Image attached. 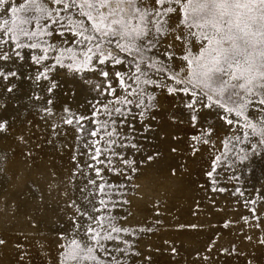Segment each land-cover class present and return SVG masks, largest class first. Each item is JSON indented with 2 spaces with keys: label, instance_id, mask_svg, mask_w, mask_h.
Instances as JSON below:
<instances>
[{
  "label": "snow or ice",
  "instance_id": "6c2138e0",
  "mask_svg": "<svg viewBox=\"0 0 264 264\" xmlns=\"http://www.w3.org/2000/svg\"><path fill=\"white\" fill-rule=\"evenodd\" d=\"M112 2L0 0V61L13 56L22 61L23 50L28 49L29 59L36 65L49 59L54 61L43 64V69L29 79L49 80L48 73L57 67L80 76L91 72L97 82L84 78V85L100 93V97L88 102L90 115H59L58 124L51 126L56 135L66 134L56 132L61 125L72 126L76 138L83 139L82 144L72 149L75 168L60 181L68 186L61 192L67 196L63 204L49 206L44 193L35 197L37 211L43 205L45 211L51 207L54 214L64 212L63 219L69 225L67 236L59 234L62 241L67 240L60 245L63 251L59 264H124L132 243L123 236L132 233L118 223L122 217L113 215L121 203L113 196L125 195L120 191L125 184L105 179L102 175L105 169L131 180L127 171L135 174L154 162L158 172L174 177L186 168L189 159L196 157L201 147L208 146L209 151L215 149L217 153L212 156L209 177L217 166L233 173L253 171L254 167L264 172V0H115L126 8H114ZM175 42H179V50ZM5 45L11 55L4 50ZM37 50L40 55L34 54ZM50 51L56 55L49 57ZM16 75L14 71L6 74L0 68L4 79ZM56 86L52 80L48 92ZM7 91L13 89L9 87ZM177 94L183 96L165 109L164 98ZM184 96L188 99H183ZM52 103L49 98L40 111L48 116L57 115L47 107ZM69 111L64 109L65 113ZM98 116L104 119L98 120ZM129 117L138 120L142 129H137ZM212 119L230 127L218 129L216 123L209 122ZM84 121L95 127L85 129ZM126 123L130 130L144 137L147 145L129 141L128 134L119 130ZM185 123L197 128L198 135L187 139L179 135L176 129ZM10 132L9 121L0 119V135L7 136ZM101 133L108 137L103 147ZM17 139L30 143L23 134ZM131 140H137V136ZM217 141L220 148H216ZM129 143L142 153L139 160L132 154L125 158V153L114 150L128 147ZM147 147H151L150 153ZM77 154L85 159L78 161ZM32 157L31 148L19 153V160L29 166ZM15 158L0 152V162ZM113 158L119 159L125 168L117 169ZM170 160L185 163L162 167ZM84 169L92 170L91 177ZM3 171L0 163V173ZM78 175L85 183L76 188V195H71L69 189ZM233 178L239 176L226 177ZM212 183L217 181L213 179ZM52 187L49 183L48 191ZM178 227L196 230L202 226L188 223ZM258 242L264 245V239ZM5 244L6 240L0 238V246ZM176 252L172 247L171 254L175 256ZM144 259L151 260V256Z\"/></svg>",
  "mask_w": 264,
  "mask_h": 264
},
{
  "label": "rangeland",
  "instance_id": "374dc122",
  "mask_svg": "<svg viewBox=\"0 0 264 264\" xmlns=\"http://www.w3.org/2000/svg\"><path fill=\"white\" fill-rule=\"evenodd\" d=\"M112 7L127 6L117 4L113 0ZM175 45L179 50V42H175ZM4 50L9 51L11 55L7 45ZM195 51L193 49L194 53ZM23 54L22 61L14 56L8 61H0V68L6 74L13 71L17 73L8 79L0 76V119H7L11 128L7 136L0 135V152L9 158L16 157L0 162L4 167V171L0 173V238L6 240V244L0 248L7 247L9 240H12L16 247L13 258L21 257L27 264H59L63 251L60 245L67 243V240L60 239L59 234L63 232L67 236L69 225L63 219L64 212L57 215L51 207L45 211L43 205L37 211L35 197L44 193V199L49 206L63 204L67 196L61 195V192L68 186L60 181L66 179L75 168L72 149L82 144L83 139L76 138L72 126L64 124L56 129V132L66 133L64 135L54 134L51 126L58 124L59 115H90L91 107L88 102L100 97V93L84 85V78H92L93 83L97 82L95 74L91 72H84L83 76H80L57 67L48 73L49 80L43 77L39 82L29 79L28 77H34L43 69V64H51L54 61L49 59L41 65H36L30 61L28 49H24ZM34 54L41 53L37 50ZM114 54L117 53L114 51ZM48 55L52 57L56 53L50 51ZM52 80L57 86L49 93L47 89ZM9 87L13 89L12 92L7 91ZM181 96L183 94L165 97L164 108H170ZM49 98L53 103L47 107L57 115L48 116L40 111ZM160 98L158 92L157 99ZM183 99L188 97L184 96ZM65 108L70 111L65 113ZM97 119L103 120L104 117L98 116ZM161 119H164L163 115ZM129 120L137 129H142L143 126L138 120H132L131 117ZM144 120L145 123L149 122L147 117ZM209 122L216 123L218 129L230 127L214 119ZM83 123L85 129L95 127L89 121ZM179 128L185 135L177 129L176 131L185 139L198 135L197 128L187 123ZM119 130L128 134L131 143L147 145L144 137L130 130L127 123ZM21 134L30 143L18 142L17 137ZM134 135L137 140L132 141L131 137ZM101 136L103 140L100 146L103 147V141L108 140V137L103 133ZM50 139L52 144L47 143ZM220 147L217 141L216 148ZM29 148L33 151L31 166L19 160L20 151H27ZM114 150L125 153V158L132 154L134 159L139 160L142 155L132 149L130 143L128 147ZM151 151V147H147V152ZM214 154H217L215 149L209 151L208 146L201 147L196 157L189 159L186 168L178 171L174 177L158 172L153 167L154 162L140 168L135 174L125 169L127 174L132 176L131 180H125L123 176H117L106 169L102 172L105 179L111 183L125 184V187L120 189L125 195L113 196V199L121 202L114 209L113 215L122 217L118 223L132 233L123 236L124 240L132 243L124 264H175L184 258H188L190 263L264 264V245L258 242L259 239H264V172L259 167H254L253 171L238 170L233 173L217 166V171L209 177L207 172L210 170ZM84 159L77 154L78 161ZM101 159H104L103 155ZM180 163L185 162L170 160L162 167ZM113 164L117 169L125 168L117 158H113ZM98 166L105 168L104 165ZM84 172L91 177V169H84ZM52 173H55V176ZM237 175L239 179H226L228 176ZM213 179L217 183H212ZM49 183L53 185L51 191H48ZM84 183L83 178L78 175L69 189L70 194L76 195V188L83 187ZM219 188L225 190L213 191ZM112 191L115 192L116 189ZM124 200L128 203H123ZM246 201L248 203H245ZM5 214H11L12 218L3 224L1 216ZM188 223H196L202 227L196 230L178 227ZM225 224L228 226L225 227ZM7 227H13L15 230H8ZM148 228H151L150 232L146 231ZM249 236L251 240L247 239ZM120 246L127 248V245ZM172 247L177 250L175 256L171 254ZM133 252H139L141 255L133 256ZM145 256H151V260H145Z\"/></svg>",
  "mask_w": 264,
  "mask_h": 264
},
{
  "label": "bare ground",
  "instance_id": "6f19581e",
  "mask_svg": "<svg viewBox=\"0 0 264 264\" xmlns=\"http://www.w3.org/2000/svg\"><path fill=\"white\" fill-rule=\"evenodd\" d=\"M177 130L181 131L183 133V135H185V132L182 129L178 128ZM11 214H5V215L1 216V219L3 221V224H5L6 222H8L12 218V215H14V214H12V215ZM7 229L8 230H15V228H13V227H7ZM15 248L16 247H15L14 242L12 240H9L7 247L0 248V258L2 259L0 261L1 264H27V261L24 260L21 257H18V259H17V257H15V258L12 257L14 255V253L16 252L15 251ZM188 261H189L188 258H184L183 260H180V261H178L175 264H204L202 262H199V263H195V262L190 263Z\"/></svg>",
  "mask_w": 264,
  "mask_h": 264
}]
</instances>
